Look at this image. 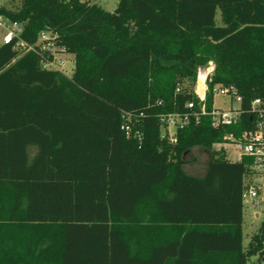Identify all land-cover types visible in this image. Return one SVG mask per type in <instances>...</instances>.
I'll use <instances>...</instances> for the list:
<instances>
[{
	"label": "trees",
	"instance_id": "obj_1",
	"mask_svg": "<svg viewBox=\"0 0 264 264\" xmlns=\"http://www.w3.org/2000/svg\"><path fill=\"white\" fill-rule=\"evenodd\" d=\"M0 12L24 25L26 41L50 30L74 57L67 76L44 69L46 53L0 49V264L264 260V219L243 246L253 159L213 148L259 121L264 131V105L261 119L253 111L264 99V0H118L114 12L21 0ZM211 60L208 110L217 85L234 88L240 121L216 128L203 116L172 145L161 117L189 111ZM195 147L211 153L202 178L184 170Z\"/></svg>",
	"mask_w": 264,
	"mask_h": 264
},
{
	"label": "built area",
	"instance_id": "obj_2",
	"mask_svg": "<svg viewBox=\"0 0 264 264\" xmlns=\"http://www.w3.org/2000/svg\"><path fill=\"white\" fill-rule=\"evenodd\" d=\"M21 7V1L16 0H0V11L17 12ZM24 25L11 20L8 16L0 12V49L10 46L20 58L28 53H46L52 56V59L44 60L43 67L46 70L62 72L57 67V56L68 54L65 47L59 44V37L56 33L45 30L42 31L35 43H30L23 38ZM216 64L213 60L209 61L205 66L199 67L197 78L193 91L194 99L188 103V112L185 114H168L161 117L162 137L169 140L172 145L177 144L176 133L178 130L184 129L191 123L198 125L201 117L209 115L212 118L214 127H224L235 125L240 121L243 114L240 103L241 98L236 95L234 88H227L217 85L213 89V95L220 94L235 99L238 103L237 107H231L229 110L216 109L209 111L207 107V97L210 93L209 83L215 74ZM203 82V89L200 90L198 83ZM264 105V99H256L253 102V111L261 119L263 111L261 106ZM129 117V115H127ZM130 118V117H129ZM128 118V120H129ZM122 129L128 134L131 131L130 125H123ZM234 144L241 152L242 156L251 157L253 164L251 173L245 179V190L243 192L244 206L259 208L264 205V131L263 124L259 121L254 131L245 132L240 138L233 135L226 136L222 143L215 144V151L225 150V145Z\"/></svg>",
	"mask_w": 264,
	"mask_h": 264
},
{
	"label": "rangeland",
	"instance_id": "obj_3",
	"mask_svg": "<svg viewBox=\"0 0 264 264\" xmlns=\"http://www.w3.org/2000/svg\"><path fill=\"white\" fill-rule=\"evenodd\" d=\"M21 1V0H16ZM90 3H97L109 12H114L118 6V0H85ZM216 22L221 25V14L218 11L216 15ZM57 67L62 72L71 76L74 70V57L72 55L64 54L57 56ZM238 103L235 99L229 96L217 94L214 97V107L216 109L229 110L231 107H237ZM215 150V148H214ZM225 152L227 157L232 162L240 160L241 152L234 144L225 145ZM35 153V149H31V154ZM210 152L202 147L193 148L186 156L185 172L191 176L202 178L205 174L208 158ZM255 213H258L259 217L255 218ZM264 219V205L259 208L245 205L244 210V224H243V246L246 248L251 241L252 235L257 231L261 221ZM248 264H264V260L259 263L258 256H254L250 259Z\"/></svg>",
	"mask_w": 264,
	"mask_h": 264
},
{
	"label": "crops",
	"instance_id": "obj_4",
	"mask_svg": "<svg viewBox=\"0 0 264 264\" xmlns=\"http://www.w3.org/2000/svg\"><path fill=\"white\" fill-rule=\"evenodd\" d=\"M210 160H211V153H210V156H209V158H208L207 166H208V163H209ZM184 168H185V165H184ZM206 170H207V167H206V169H205V173H206ZM204 175H205V174H204ZM258 215H259L258 213H255L254 217H255V218H258V217H259Z\"/></svg>",
	"mask_w": 264,
	"mask_h": 264
},
{
	"label": "bare ground",
	"instance_id": "obj_5",
	"mask_svg": "<svg viewBox=\"0 0 264 264\" xmlns=\"http://www.w3.org/2000/svg\"><path fill=\"white\" fill-rule=\"evenodd\" d=\"M200 82L202 83V85H203V82L200 80Z\"/></svg>",
	"mask_w": 264,
	"mask_h": 264
}]
</instances>
